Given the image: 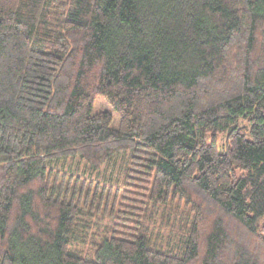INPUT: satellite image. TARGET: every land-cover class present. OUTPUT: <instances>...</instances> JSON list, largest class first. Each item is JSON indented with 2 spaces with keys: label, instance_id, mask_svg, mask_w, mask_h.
Masks as SVG:
<instances>
[{
  "label": "trees",
  "instance_id": "trees-1",
  "mask_svg": "<svg viewBox=\"0 0 264 264\" xmlns=\"http://www.w3.org/2000/svg\"><path fill=\"white\" fill-rule=\"evenodd\" d=\"M0 264H264V0H0Z\"/></svg>",
  "mask_w": 264,
  "mask_h": 264
},
{
  "label": "rangeland",
  "instance_id": "rangeland-1",
  "mask_svg": "<svg viewBox=\"0 0 264 264\" xmlns=\"http://www.w3.org/2000/svg\"><path fill=\"white\" fill-rule=\"evenodd\" d=\"M92 111H93V113H97V112H101V111L110 113L111 116H112L111 126L113 128H117L118 127V125H119V115L116 113V111H114V109L111 107V105L107 102V100L105 98L97 97L94 100ZM220 139H222V137ZM220 145H221V143H220Z\"/></svg>",
  "mask_w": 264,
  "mask_h": 264
}]
</instances>
